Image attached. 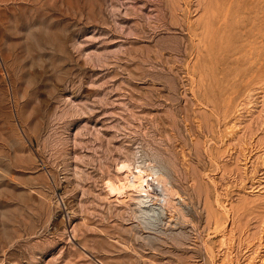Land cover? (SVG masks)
Listing matches in <instances>:
<instances>
[{"label":"rangeland","instance_id":"rangeland-1","mask_svg":"<svg viewBox=\"0 0 264 264\" xmlns=\"http://www.w3.org/2000/svg\"><path fill=\"white\" fill-rule=\"evenodd\" d=\"M0 264H264V0H0Z\"/></svg>","mask_w":264,"mask_h":264},{"label":"bare ground","instance_id":"bare-ground-1","mask_svg":"<svg viewBox=\"0 0 264 264\" xmlns=\"http://www.w3.org/2000/svg\"><path fill=\"white\" fill-rule=\"evenodd\" d=\"M133 167H134V165H131V162H129L127 160L120 162V164L117 166V169L121 173L122 178H120L118 180V182H112L111 181V182L107 183L108 184L107 185L108 186V190L111 193V195H113V196L115 195L114 197H116V196L120 197V196H123V195H125L127 193L132 194L134 196L133 197L134 200L139 204V207L142 206L141 207L142 212H145L146 214H148V213H150V211L152 209L156 208V206L152 205V203L149 202V200L151 198L148 196L150 194V192L148 191V188L146 186L147 185L146 178H145L146 168H144L143 166H140V167L136 166L135 167L136 170H134ZM151 172L155 174V176L157 178V181L162 186L163 203L164 204H169V201H171V199H170L171 196L173 197L172 188H170V186H169L168 182L166 181V179L163 176L159 175V172H158V170L155 167L151 168ZM133 198H131V199H133ZM143 206L145 208H143ZM169 214H166V215H169Z\"/></svg>","mask_w":264,"mask_h":264},{"label":"built area","instance_id":"built-area-1","mask_svg":"<svg viewBox=\"0 0 264 264\" xmlns=\"http://www.w3.org/2000/svg\"><path fill=\"white\" fill-rule=\"evenodd\" d=\"M136 166H138V167L143 166L145 168L146 163H144L142 161V159L140 157H138L137 161L133 167L134 170H136V168H135ZM145 178H146V182H147L146 186L148 188V191L150 192V194L148 196L153 195V198L156 200L162 199V194H163L162 186L157 181L155 174L152 173L150 170L146 169Z\"/></svg>","mask_w":264,"mask_h":264}]
</instances>
